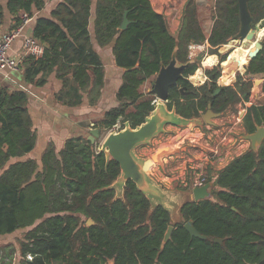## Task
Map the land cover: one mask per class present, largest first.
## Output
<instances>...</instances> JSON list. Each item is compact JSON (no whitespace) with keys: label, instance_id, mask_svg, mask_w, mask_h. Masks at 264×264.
I'll return each instance as SVG.
<instances>
[{"label":"trees","instance_id":"obj_1","mask_svg":"<svg viewBox=\"0 0 264 264\" xmlns=\"http://www.w3.org/2000/svg\"><path fill=\"white\" fill-rule=\"evenodd\" d=\"M91 1L61 0L49 16H37L31 36L43 45V52L22 58L27 84L43 86L55 72L61 87L54 98L66 106L80 105L84 97L94 105L103 87V64L89 31ZM45 2L0 0V25L6 9L13 17L11 31L22 24V12L32 17ZM201 4L200 0L186 2L174 36L150 0L96 1L95 40L99 46L112 43L115 63L124 71L116 92L119 103L106 110L94 127L103 133L117 123L121 128L125 122L131 128L143 123L155 107V97L141 91V85L169 63L174 51L178 62H187L191 43H206L203 64L209 68H202L198 60L190 62L177 85L169 88L168 109L195 118L208 103L221 113L249 100L251 76L264 74V39L244 75L227 85L249 53L232 50L227 59L229 52L220 50L239 31L238 0H213L208 28L199 16ZM247 4L254 27L264 19V0H247ZM125 12L128 23L121 29ZM261 35L262 30L257 33ZM249 47H254L253 42ZM219 77L227 84L215 94ZM261 89L264 93V80ZM28 98L23 89L0 86V235L28 228L19 240L20 264H108L109 260L114 264H257L264 257L260 242L264 238V138L256 150L249 147L216 173L208 172L210 196L184 200L179 219L173 221L170 211L161 204L152 206L132 180L125 182L122 197L116 196L112 184L120 166L100 150L98 138L92 142L87 136L72 135L59 149L49 141L39 162L22 158L36 143ZM242 120L247 133L255 131L256 125L264 126V103L246 105ZM88 218L93 221L90 225ZM187 221L206 238L191 236L184 228ZM169 225L170 238L161 249ZM28 253L31 260L25 259Z\"/></svg>","mask_w":264,"mask_h":264},{"label":"crops","instance_id":"obj_2","mask_svg":"<svg viewBox=\"0 0 264 264\" xmlns=\"http://www.w3.org/2000/svg\"><path fill=\"white\" fill-rule=\"evenodd\" d=\"M59 1L61 0H46L42 9L34 11V15L23 26L20 34L12 40L7 51L8 55L21 57L23 39L26 36L32 35L36 17L49 16L50 11ZM96 1H91L89 31L92 46L99 54L103 64L104 82L101 95L94 105H90L86 97L77 106H66L56 101L54 93L61 87V80L56 77L55 72H51L48 75L47 82L43 86H34L25 83L22 78V69L18 71L7 70L0 73V86L5 85L11 90L14 88L23 89L28 93L27 106L33 122V128L36 132V143L33 150L25 154L22 158L30 157L39 162L42 151L49 141L55 145V148L59 149L64 140L69 136H88L90 129L95 128L93 126L94 123L103 116L104 112L119 103L116 98V92L122 82L124 70L115 63L112 54V43L99 46L95 40L93 20ZM187 1L150 0L153 9L163 14L168 30L174 36L179 30L183 10ZM12 24L13 17L6 9L5 16L0 25V34L8 32ZM239 67L241 70H239L240 73H235L234 83L237 75H244L246 70H243V64ZM153 77L148 78L141 85V91L148 92ZM251 77L253 86L248 101L241 100L233 104L224 112H221L219 116L212 118V124H207L202 121L201 125L196 124L187 129H183V132L188 131L193 135L188 139V147L182 148L174 154L170 153L163 156L160 163H154L150 166L151 169L148 175L157 185L160 192L162 194L173 195L168 201L163 202L170 211L173 221L179 219V207L181 203L187 199L194 200L192 196L194 187L191 185L193 177L199 172L205 175L208 172L216 173L250 147V141L243 137L247 133L242 120L246 113V105L249 103H264V93L261 89L264 74H255ZM255 77L261 78L258 85H255ZM234 83L231 85H234ZM144 84H147V87H144ZM188 125L182 122H168L160 132H165V130L172 128L174 130L178 129L177 127ZM87 131L89 134H87ZM183 139L185 137L181 138L180 142H183ZM162 148H166V146ZM214 151L218 152V157L213 154ZM206 183H210L208 189L210 196L212 183L210 181ZM180 186L181 188H178ZM15 231L0 235V246H4V250L0 252V257L3 256L0 258V264H20L22 256L20 254L19 239L21 237L15 235Z\"/></svg>","mask_w":264,"mask_h":264},{"label":"water","instance_id":"obj_3","mask_svg":"<svg viewBox=\"0 0 264 264\" xmlns=\"http://www.w3.org/2000/svg\"><path fill=\"white\" fill-rule=\"evenodd\" d=\"M238 16L239 31L233 40H236L240 45H246L249 42H253L254 44V47L248 53L247 63L243 65V70H245L249 65L250 60L254 58L262 48L264 33H262L260 37H257V33L261 29L264 19L252 27V16L248 9L247 0H238ZM127 23L128 20L125 12L120 28L124 29ZM203 53L204 52H201L197 55L196 59H200ZM194 60L195 59H189L185 63H180L176 59L174 51L169 63L161 65L151 81L148 92L152 93L155 97V107L145 121L135 128H131L129 124L125 122L123 128L109 131V133L102 139L100 150L104 151L108 158L117 161L120 166V174L112 184L117 197H122L123 186L127 180H132L136 184L137 188L149 198L152 206L155 204H161L166 208L163 202L168 201L170 197L173 196L172 194H162L147 172L152 164L156 162L160 163L161 158L170 154L171 150H168V148H158L150 154L148 158L140 159L135 154V148L141 144L149 142V140L160 132L163 126L168 122H182L184 124L193 123V120H195L194 118H184L180 116L173 108L168 109L166 102L168 100L169 88L177 85V80L183 76L185 67ZM218 80L220 81V78ZM222 86L224 85L218 84L215 94ZM179 90L183 92L182 87H180ZM219 115L220 113L214 112L211 109V104L208 103L207 109L201 114V118L205 123L212 124V118ZM100 134V128H91L90 134L87 138L94 142ZM243 137L250 141V148L256 150L258 144L264 138V126L256 125L255 131L246 133ZM209 187L210 183L194 187L192 190L193 199L200 200L209 197ZM92 223V219L88 218L86 224L90 225ZM184 228L191 236L206 238L195 229L191 221L185 222ZM171 230L172 225H169L161 242V249L170 238ZM215 241L222 242L221 239H215ZM260 242L264 244V238H262ZM108 264H114L113 260H109ZM257 264H264V257Z\"/></svg>","mask_w":264,"mask_h":264},{"label":"rangeland","instance_id":"obj_4","mask_svg":"<svg viewBox=\"0 0 264 264\" xmlns=\"http://www.w3.org/2000/svg\"><path fill=\"white\" fill-rule=\"evenodd\" d=\"M202 2V4L200 5V11H199V16L201 18V22L202 24L205 26V28L209 27L210 24L212 23L211 19H212V15H213V12H212V5H213V0H200ZM264 27V21L262 23V26L261 28ZM250 43V42H249ZM248 45V44H246ZM245 44H242L240 45L236 40H233L231 39L230 41H228L227 45H223L220 50L222 52H232V48L234 47L233 50H236L237 51V46H246ZM236 46V47H235ZM206 48H207V45H206ZM205 48V51L204 53L201 55V58L200 59H195V60H198L200 61V63H202V68L204 69H207L209 68L207 65H204L203 64V60L205 58V55L207 54V49ZM223 48V50H222ZM238 52V51H237ZM242 52V51H241ZM243 53V52H242ZM200 54V53H199ZM198 54V55H199ZM229 55V54H228ZM227 60V59H226ZM220 68H221V75L223 74V70L224 68L221 66L220 64ZM239 69L237 70H241L240 67H238ZM239 71H234V76H236L235 73H238ZM242 72V71H241ZM240 73V72H239ZM244 73V72H243ZM220 75V76H221ZM220 78V77H219ZM218 78V79H219ZM235 78V77H234ZM233 78V79H234ZM254 82H255V85H258L260 83V79L259 77H255L254 78ZM204 80V77L203 79L201 80V82ZM231 80V79H230ZM199 81L196 82V85H198ZM234 81L232 80L229 84L227 85H231L233 84ZM218 84L220 85H226V84H223L221 83V81L218 80ZM145 86L144 87H147V84H144ZM202 118L201 116L200 117H197L195 120H193V123L189 124L188 126H180V127H177L178 129H170V130H165V132H158L155 136H153L149 142H147L146 144H141L139 146H137L135 148V154L138 158L140 159H145V158H148L150 156V154H152L157 148L159 147H164L166 146V148H168V150H171V153H176L177 151H179L180 149L182 148H187L188 146V139L193 136L192 134H190L188 131H185L183 132L182 130L183 129H187L188 127H191V126H194L196 124L198 125H201L202 124ZM120 125V123H119ZM117 126V130L121 128V125L120 126ZM109 131H111V129H109L107 132H101V134L99 135L98 138V142H99V145H101V142H102V139L104 138V136H106ZM87 134H89V132L87 131ZM185 137V139H183V142H180L181 138ZM245 141V140H244ZM100 147V146H99ZM98 147V148H99ZM166 156V155H165ZM157 163V162H156ZM150 169L151 167L148 169V174L150 172ZM178 188H181L178 187ZM173 215V213H172ZM28 228H22V229H17L14 234L17 235L18 237H21L20 239H22L23 237V234L24 232L27 230ZM17 238V237H16ZM19 239V240H20ZM18 240V239H17Z\"/></svg>","mask_w":264,"mask_h":264},{"label":"built area","instance_id":"obj_5","mask_svg":"<svg viewBox=\"0 0 264 264\" xmlns=\"http://www.w3.org/2000/svg\"><path fill=\"white\" fill-rule=\"evenodd\" d=\"M22 18V24L17 27L14 30L8 31L6 33L0 34V73H3L7 70H13L18 71L21 70V63L22 58L26 54H32L35 57L41 56L43 52V45L33 38L32 36H26L23 39V51L22 55L20 56H10L7 54V51L10 47V44L12 40L20 34L21 30L23 29V26L31 19L27 15V13L22 12L21 13ZM206 48V43H191L188 46V58L193 59L195 58L199 53L204 52ZM155 103V100L153 101ZM119 123L115 124L111 130H117V126ZM120 126V125H119ZM216 157H218V152L214 151L213 153ZM206 175L204 173L199 172L195 177H193V180L191 182V185L193 187L201 186L206 183ZM25 259L31 260L32 255L26 254Z\"/></svg>","mask_w":264,"mask_h":264},{"label":"bare ground","instance_id":"obj_6","mask_svg":"<svg viewBox=\"0 0 264 264\" xmlns=\"http://www.w3.org/2000/svg\"><path fill=\"white\" fill-rule=\"evenodd\" d=\"M263 29H264V28H262V33H263ZM237 51H238V52H239V51H240V52L242 51L243 54H246V53H248L250 50H249L248 45H246V46H237ZM242 52H241V53H242ZM247 61H248V60L242 62L241 64L244 65V64L247 63ZM241 64H240V65H241ZM221 83H222V82H221ZM224 84H227V83H224Z\"/></svg>","mask_w":264,"mask_h":264}]
</instances>
